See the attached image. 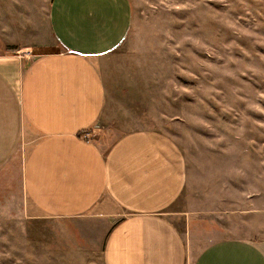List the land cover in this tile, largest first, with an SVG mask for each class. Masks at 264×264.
<instances>
[{"label": "rangeland", "instance_id": "obj_1", "mask_svg": "<svg viewBox=\"0 0 264 264\" xmlns=\"http://www.w3.org/2000/svg\"><path fill=\"white\" fill-rule=\"evenodd\" d=\"M48 1L38 23L51 42ZM128 1L125 36L97 60L102 129L155 130L182 153L193 251L264 240V0ZM22 147L0 168V264H102L101 219L49 217L25 198Z\"/></svg>", "mask_w": 264, "mask_h": 264}, {"label": "crops", "instance_id": "obj_2", "mask_svg": "<svg viewBox=\"0 0 264 264\" xmlns=\"http://www.w3.org/2000/svg\"><path fill=\"white\" fill-rule=\"evenodd\" d=\"M46 8L51 42L38 23L43 0H0V168L23 144L25 198L49 217L101 219L102 264H264V240L221 238L193 251L179 207L186 165L171 139L102 129L97 60L125 36L129 1L49 0ZM44 45L61 49L32 52Z\"/></svg>", "mask_w": 264, "mask_h": 264}]
</instances>
